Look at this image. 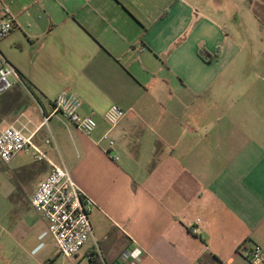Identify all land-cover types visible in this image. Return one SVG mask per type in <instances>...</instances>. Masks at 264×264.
<instances>
[{
  "label": "crops",
  "instance_id": "1",
  "mask_svg": "<svg viewBox=\"0 0 264 264\" xmlns=\"http://www.w3.org/2000/svg\"><path fill=\"white\" fill-rule=\"evenodd\" d=\"M2 4L14 26L0 53L16 74L0 94V131L32 134L46 158L0 159V264H56L31 206L51 164L95 203L75 264L97 253L108 264H249L244 249L264 250V0ZM199 47L218 53L207 61ZM62 91L94 131L61 114L42 124ZM111 104L125 112L112 127Z\"/></svg>",
  "mask_w": 264,
  "mask_h": 264
},
{
  "label": "built area",
  "instance_id": "2",
  "mask_svg": "<svg viewBox=\"0 0 264 264\" xmlns=\"http://www.w3.org/2000/svg\"><path fill=\"white\" fill-rule=\"evenodd\" d=\"M13 26L14 20L9 8L3 4L0 5V39L7 35ZM15 74L14 66L0 53V94L12 87L10 76ZM51 106L50 115H43L42 124L44 125H47L51 115L56 114L63 115L68 122L85 133H91L98 125L93 115L80 113L78 98L72 93L65 91L58 93L52 99ZM124 113L122 107L111 104L105 110L103 117L112 127ZM103 136L105 138L107 133ZM31 138L32 134L25 135L21 128L13 124L7 125L0 131V159L9 162L21 151H29L37 160L45 159V153L32 143ZM45 142L51 143L52 136L46 138ZM109 145L113 146L114 141L110 139ZM94 205L93 199L78 186L64 164H51L48 174L39 183L31 197L32 208L46 221L47 229L58 252L66 257L75 256L92 237L93 230L89 216ZM199 220L196 218L195 223ZM190 231L197 234L198 227L193 226ZM96 245L94 242V246ZM97 255L99 256V253ZM243 255L249 264L264 263V250L260 245L254 244L244 249ZM101 262L108 264L104 259H101ZM48 264L54 263L49 261ZM117 264H129V261L120 258Z\"/></svg>",
  "mask_w": 264,
  "mask_h": 264
},
{
  "label": "trees",
  "instance_id": "3",
  "mask_svg": "<svg viewBox=\"0 0 264 264\" xmlns=\"http://www.w3.org/2000/svg\"><path fill=\"white\" fill-rule=\"evenodd\" d=\"M198 51H199V54L201 56H203V58H205V60H207V61L211 60L218 53V51L214 52V53H209L205 49H203V47H199ZM88 264H102V262H101V259L98 257V255L95 254V255L91 256Z\"/></svg>",
  "mask_w": 264,
  "mask_h": 264
},
{
  "label": "rangeland",
  "instance_id": "4",
  "mask_svg": "<svg viewBox=\"0 0 264 264\" xmlns=\"http://www.w3.org/2000/svg\"><path fill=\"white\" fill-rule=\"evenodd\" d=\"M10 80H11V76H10ZM56 255L57 260H56V264H75L76 259L75 257H66L65 255H63L62 253L58 252V249L56 250Z\"/></svg>",
  "mask_w": 264,
  "mask_h": 264
}]
</instances>
